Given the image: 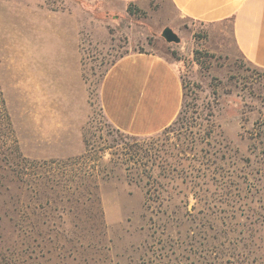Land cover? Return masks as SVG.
Segmentation results:
<instances>
[{"label": "rangeland", "instance_id": "obj_1", "mask_svg": "<svg viewBox=\"0 0 264 264\" xmlns=\"http://www.w3.org/2000/svg\"><path fill=\"white\" fill-rule=\"evenodd\" d=\"M132 53L182 81L178 117L149 137L99 105ZM262 218L264 70L229 22L183 19L168 0H0V264H214L219 245L226 262L248 231L264 250Z\"/></svg>", "mask_w": 264, "mask_h": 264}, {"label": "crops", "instance_id": "obj_2", "mask_svg": "<svg viewBox=\"0 0 264 264\" xmlns=\"http://www.w3.org/2000/svg\"><path fill=\"white\" fill-rule=\"evenodd\" d=\"M141 4L146 0H112ZM183 19L206 25L229 22L236 51L264 70V0H168ZM183 87L176 66L153 53H132L105 72L99 105L108 123L133 137L156 135L178 117Z\"/></svg>", "mask_w": 264, "mask_h": 264}, {"label": "trees", "instance_id": "obj_3", "mask_svg": "<svg viewBox=\"0 0 264 264\" xmlns=\"http://www.w3.org/2000/svg\"><path fill=\"white\" fill-rule=\"evenodd\" d=\"M18 157L15 158V160ZM13 167H15L17 169V176L20 177L19 175H22V171H25L24 165H21L19 162L16 161V164H12ZM24 168V170H22ZM147 193H149L147 191ZM149 199V198H148ZM147 201V199H146ZM242 213V212H241ZM243 215V214H241ZM263 219V218H262ZM259 227H263L264 228V219L263 221H261L258 224ZM258 232V229L255 231H248V238L245 241V239H241L240 241H244L246 243H242V245L239 243L235 244L234 247V254H232L231 257L232 260L229 261L227 260L226 262L224 261V257H222V253L225 250H222L220 247V245L218 247H214L215 248V252H214V256H215V260L216 262H214V264H264V259H262V261L260 263H258L257 259L255 258V254L258 252H263L264 250L261 249V247L256 243V241L254 240L255 234ZM260 232V231H259ZM256 239V238H255ZM238 250V252H237ZM237 252V253H236ZM252 256V258H251ZM1 264H5L2 263ZM35 264V263H33Z\"/></svg>", "mask_w": 264, "mask_h": 264}, {"label": "water", "instance_id": "obj_4", "mask_svg": "<svg viewBox=\"0 0 264 264\" xmlns=\"http://www.w3.org/2000/svg\"><path fill=\"white\" fill-rule=\"evenodd\" d=\"M161 37L168 44H178L180 42L178 36L169 28L162 31Z\"/></svg>", "mask_w": 264, "mask_h": 264}]
</instances>
